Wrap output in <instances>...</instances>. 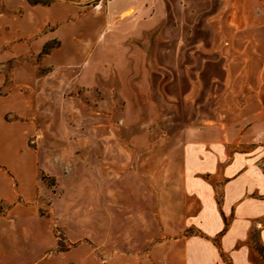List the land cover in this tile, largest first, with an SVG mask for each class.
I'll return each instance as SVG.
<instances>
[{"label": "rangeland", "instance_id": "rangeland-1", "mask_svg": "<svg viewBox=\"0 0 264 264\" xmlns=\"http://www.w3.org/2000/svg\"><path fill=\"white\" fill-rule=\"evenodd\" d=\"M187 1L192 8L167 0L165 14L113 22L101 8L93 30L70 27L67 47L49 24L28 37L25 0H0V55L9 57L0 93L16 69L39 82L21 85L27 110L9 118L35 126L28 149L38 159L32 200L20 196L18 213L2 205L0 264H184V236L199 232L190 218L209 200L221 208L232 168L264 174V47L232 45L225 12ZM1 154L29 192L32 155ZM0 186L12 195L8 180ZM252 224L249 259L264 264L255 249L264 216Z\"/></svg>", "mask_w": 264, "mask_h": 264}, {"label": "crops", "instance_id": "crops-1", "mask_svg": "<svg viewBox=\"0 0 264 264\" xmlns=\"http://www.w3.org/2000/svg\"><path fill=\"white\" fill-rule=\"evenodd\" d=\"M113 1L115 0H55L44 5L41 3L31 4L25 0L22 4L25 13L20 18L19 25L24 32L29 33L28 37H32L39 33L38 29H43L46 24H49L54 27L52 31L54 37L58 38L63 46L70 47V44H74L70 35V27L87 23V32L93 30L96 23L92 17H94L95 11H100L101 8L104 9L108 20L113 22L117 16H125L133 12V14H138L145 11L153 16L165 14L168 7L167 0H118L112 11L110 7ZM183 1L186 8H192L187 0ZM209 1L212 9L216 7L219 13L225 12L228 15V28L237 33V38L232 41V45L264 47V0ZM7 3L10 4L8 1ZM89 6H92L93 9L86 12L85 9ZM195 6L197 7V4ZM4 21V17L0 18V24ZM85 37L84 42H89V33ZM49 40L51 38L47 37L44 41L47 43ZM43 53H45V49L41 54ZM5 55H0V63L9 59ZM13 75L15 81L11 90L7 94L0 93V154L8 153L16 159H21L22 156L25 159L28 154L32 155L34 182L31 190L25 192L19 179L22 169L14 167L10 162L2 159L1 154L0 178L10 182L12 195L7 194L0 186V211L2 205L7 204L13 206L10 211L18 213V210L23 207L22 202L18 201L19 197L28 201L32 200L34 195L38 154L28 149V140L34 135L36 128L33 124L21 119L11 120L9 118H20L27 110L26 97L20 91L21 85L28 82L39 86V82L36 81V74L33 70L16 69L13 71ZM5 84L6 76L0 73V92ZM30 110L34 111V115H37L40 114L42 108L40 104H35ZM19 163L21 164V161ZM235 171L236 168H232V179L227 184L225 200L221 208L217 203H214V200L212 202L209 200L204 209L190 218L188 227H197L204 236L196 234L184 236V264H226L219 248L213 242V237L219 235L226 228L225 220L231 213L232 221L227 220V230L220 241L222 250L225 254L230 255L232 264H252L249 259L252 249L245 242L249 239L253 218L264 216V199L257 200L254 197L246 196L254 192L264 194V174L255 167H247L240 173ZM16 184H18L17 189ZM259 236L264 245V227L259 231Z\"/></svg>", "mask_w": 264, "mask_h": 264}, {"label": "trees", "instance_id": "trees-1", "mask_svg": "<svg viewBox=\"0 0 264 264\" xmlns=\"http://www.w3.org/2000/svg\"><path fill=\"white\" fill-rule=\"evenodd\" d=\"M28 1L31 4H38V3L44 4V5L48 4V2H43L41 0H28ZM225 223H226V228L219 234V237H222L225 234L226 230H227L228 221L225 220ZM196 235L204 236V234L202 232H200V231ZM213 242L219 248V250L221 252V256L225 260L226 254L222 250V247H221V244H220V240L218 238H216V239H213ZM255 249L262 257H264V245L263 244H261L260 246H255Z\"/></svg>", "mask_w": 264, "mask_h": 264}]
</instances>
